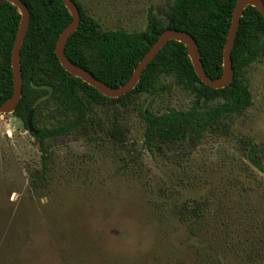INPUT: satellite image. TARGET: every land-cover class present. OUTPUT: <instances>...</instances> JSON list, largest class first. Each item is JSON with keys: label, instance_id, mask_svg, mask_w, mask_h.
Segmentation results:
<instances>
[{"label": "rangeland", "instance_id": "obj_1", "mask_svg": "<svg viewBox=\"0 0 264 264\" xmlns=\"http://www.w3.org/2000/svg\"><path fill=\"white\" fill-rule=\"evenodd\" d=\"M76 1L102 29L128 32L144 29L149 9L166 21L172 4ZM243 79L250 105L220 117L195 144L145 142L143 110L203 107L169 73L158 75L155 92L115 106L123 140L110 135L108 105H90L82 126L42 143L0 113V264H264V174L246 155L255 144L264 163V38ZM70 117L44 97L34 123ZM196 203L195 212L183 209Z\"/></svg>", "mask_w": 264, "mask_h": 264}, {"label": "trees", "instance_id": "obj_2", "mask_svg": "<svg viewBox=\"0 0 264 264\" xmlns=\"http://www.w3.org/2000/svg\"><path fill=\"white\" fill-rule=\"evenodd\" d=\"M21 1L29 10V23L19 52L21 97L12 114L22 120L40 143L45 138L57 137L82 126L92 104L111 106L110 135L115 140H123L125 126L115 106L123 105L132 94L155 92L160 73L172 74L177 83L195 94L203 107L170 109L163 113L143 110L144 136L149 146L184 139L195 144L203 131L220 117L240 113L250 105L251 96L243 71L259 55L260 40L264 38V18L255 6L247 5L240 17L230 52L233 77L226 86L212 88L200 81L186 45L170 39L143 69L134 88L121 96L108 97L64 70L56 57L57 38L71 21L62 0ZM74 1L80 12V22L69 35L64 54L107 85L115 87L127 81L141 57L167 28L188 32L198 45L205 73L212 78L222 74V51L236 0H172L166 21L158 19L149 9L144 29L132 32L119 28L102 29L100 22ZM19 21L17 8L0 0V103L9 98L13 90L10 56ZM44 97L58 101L71 115L70 119L55 126L38 127L34 120ZM217 99L220 102L208 105ZM259 151L250 143L246 155L249 162L264 174ZM183 209L192 213L199 209V204H185ZM183 209L178 208L176 216L184 217Z\"/></svg>", "mask_w": 264, "mask_h": 264}, {"label": "water", "instance_id": "obj_3", "mask_svg": "<svg viewBox=\"0 0 264 264\" xmlns=\"http://www.w3.org/2000/svg\"><path fill=\"white\" fill-rule=\"evenodd\" d=\"M14 5L19 14L20 21L16 31V35L11 48V70L13 77V90L9 98L0 103V113H12L21 97V70H20V47L22 45L24 35L29 23V10L21 0H4ZM67 8L71 21L60 32L56 44L55 54L64 70L71 75L80 78L83 82L94 87L100 93L108 97H118L128 92L137 84L140 75L146 65L153 59L156 53L163 47V45L170 39L180 41L186 45L187 54L193 66L194 72L204 84L212 88H222L230 83L233 77V68L231 66L230 52L237 33L240 17L244 8L247 5L255 6L264 18V1L263 0H236L231 13L230 26L226 35L223 51H222V74L218 77L212 78L207 75L203 69L200 52L195 39L186 31L177 30L173 28L164 29L151 45L148 51L141 57L137 65L132 71L131 76L124 83L112 87L98 80L88 71L74 64L64 54V45L69 35L76 30L80 22V12L74 0H62Z\"/></svg>", "mask_w": 264, "mask_h": 264}]
</instances>
